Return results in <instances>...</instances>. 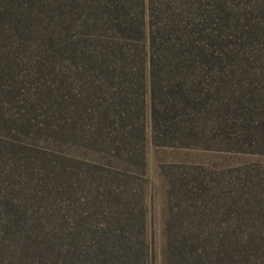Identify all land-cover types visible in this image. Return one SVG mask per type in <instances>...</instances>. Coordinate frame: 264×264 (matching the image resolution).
I'll use <instances>...</instances> for the list:
<instances>
[{
	"label": "trees",
	"instance_id": "1",
	"mask_svg": "<svg viewBox=\"0 0 264 264\" xmlns=\"http://www.w3.org/2000/svg\"><path fill=\"white\" fill-rule=\"evenodd\" d=\"M255 13L264 0H0V84L23 73L57 141H77L86 120L84 144L138 157L146 129L174 145L263 113L260 94L235 95L236 41L260 29ZM93 168L44 164L33 193L0 195V264H264L262 184L169 182L156 259L140 197Z\"/></svg>",
	"mask_w": 264,
	"mask_h": 264
},
{
	"label": "rangeland",
	"instance_id": "2",
	"mask_svg": "<svg viewBox=\"0 0 264 264\" xmlns=\"http://www.w3.org/2000/svg\"><path fill=\"white\" fill-rule=\"evenodd\" d=\"M241 14L238 15L240 24L252 18L248 15L244 19ZM255 16L257 20H251L250 24L260 23V29L256 28L247 44L242 42L244 38L236 41L239 47L245 48L241 49L236 64L240 83L235 95L237 98L245 93L249 96L253 91L255 95L260 94L258 98L264 107V18H258L256 13ZM23 80L24 74L20 73L16 81L5 79L0 84V195L7 190L16 194L20 187L24 193H33L35 180L40 178L37 169L44 164L74 171L78 174L75 177H79L84 176L80 175L82 168L90 163L96 170L93 176H114V189H128L140 197L145 207L148 234L153 240L152 257L157 259L159 228L163 221L162 196L169 182L181 181L191 189L196 178L203 186L215 181L221 192L235 183L248 195L254 186L262 184L264 193V143L257 129L264 123V109L261 115L255 110L249 124L232 121L226 127H219L211 121L209 128L196 137L174 145L152 143L146 129L147 141L138 157H115L107 147L99 145L100 141L95 142V146L84 144L89 135L86 120L79 126L80 138L75 142L57 141L50 132L51 126L42 130L40 126L46 121L45 107L38 105L34 84ZM31 116L34 120L25 133L21 126ZM125 185L127 188L123 187ZM79 192L77 195L81 197L84 192L81 189ZM32 205L40 206L37 200L32 201Z\"/></svg>",
	"mask_w": 264,
	"mask_h": 264
}]
</instances>
